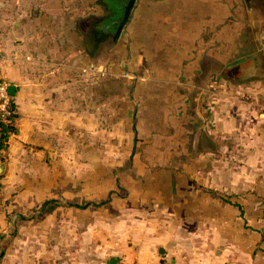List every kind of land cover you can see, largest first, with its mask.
Returning <instances> with one entry per match:
<instances>
[{
  "label": "crops",
  "instance_id": "obj_1",
  "mask_svg": "<svg viewBox=\"0 0 264 264\" xmlns=\"http://www.w3.org/2000/svg\"><path fill=\"white\" fill-rule=\"evenodd\" d=\"M139 3L132 81L87 67L93 15L0 0L19 115L0 161V264H84L90 250L95 264H264V35L229 52L212 0L205 24L192 0Z\"/></svg>",
  "mask_w": 264,
  "mask_h": 264
},
{
  "label": "rangeland",
  "instance_id": "obj_2",
  "mask_svg": "<svg viewBox=\"0 0 264 264\" xmlns=\"http://www.w3.org/2000/svg\"><path fill=\"white\" fill-rule=\"evenodd\" d=\"M60 1V4L66 3L69 5H72L71 8L74 10L72 17H78L80 16L84 19L88 18L89 16L93 15L94 17H99L100 19L104 16H107V7H112L111 3L105 2V0H58ZM195 1V8L197 7V18H200L201 21L200 24H205L204 21L208 19V12L211 11V18L212 20V27L214 25H217L218 20L225 16H217L216 12L224 13L225 8L227 11V20L228 27H227V38L229 41V46L232 47L229 49V52H233V50L236 51V44L234 38H238L240 35L241 37H244L245 35L249 34H255L259 33V36L264 35V2L261 3L258 0H212L213 1V9L209 11V0L201 1L200 0H192ZM105 2V3H104ZM225 2V3H224ZM222 4V8L218 6V4ZM139 0H137L134 8V15H131L129 21L123 28L120 36L114 40V37H105L106 42L102 43L104 45L101 46V48L98 51L93 52L95 54V58L89 59L87 62V67L90 69H95V79L97 77H126L130 78L132 81H137L136 79H145V75L142 74V71H140L141 66H138L137 60L132 61L130 58H128V55L131 53L130 51H138L139 42H138V26H139V17L141 14V10L139 7ZM202 5L201 9L199 5ZM204 4V5H203ZM217 4V6H215ZM111 9V8H110ZM72 10V11H73ZM119 10V9H117ZM116 10V11H117ZM122 10V9H121ZM202 13H205V18L201 19L203 17ZM133 14V13H132ZM122 16L123 11L120 13V15L117 14V22L113 23V29L116 28L120 22H122ZM169 21H171L170 14L168 16ZM198 20V21H199ZM256 23L258 27H255V29L252 28L253 22ZM258 28V30H257ZM218 33V31H216ZM257 33V34H258ZM222 36H225V33H221ZM235 38V39H236ZM87 38L84 37L83 45L85 50H89L91 52V43H89ZM135 48L134 50H132ZM95 49V48H94ZM258 49V48H257ZM92 54V53H91ZM134 55V54H133ZM91 56V55H90ZM130 56V55H129ZM21 58V59H20ZM18 60H26L28 56L20 57ZM33 59V58H32ZM235 59V58H234ZM31 60V58H30ZM231 60H233L231 58ZM33 61V60H32ZM161 61V60H160ZM92 64H95L94 67H91ZM104 71V75L100 74V72L97 71ZM125 69L126 72H121V70ZM132 71V73L127 71ZM135 71L136 75L133 73ZM98 73V74H97ZM221 73V72H220ZM225 77L224 75H222ZM150 156V155H149ZM154 156H152L153 158ZM171 158V154H165L164 159ZM177 160V159H176ZM151 173H154L156 171L152 170ZM138 171L133 170L132 177L136 175ZM138 175V174H137ZM136 175V176H137ZM122 194V192H120ZM75 204V203H73ZM112 212V211H111ZM114 213H117V210L114 211ZM113 214V212H112ZM86 220V218H85ZM84 220V221H85ZM91 255H88L85 253V260L84 264H95V251L90 250ZM119 263H123V259L119 258ZM108 264V263H106Z\"/></svg>",
  "mask_w": 264,
  "mask_h": 264
},
{
  "label": "trees",
  "instance_id": "obj_3",
  "mask_svg": "<svg viewBox=\"0 0 264 264\" xmlns=\"http://www.w3.org/2000/svg\"><path fill=\"white\" fill-rule=\"evenodd\" d=\"M106 1L109 3V0H106ZM110 3L112 5V7L110 6V8L117 10L113 2H110ZM100 31L101 30L95 31V51H98L101 48V46L104 45L102 43L106 42L105 38L102 37L101 34H98V32ZM9 109L12 112L10 115L6 116L3 113H0V161L5 160L6 153L9 148V140L18 131L17 121H18L19 115H18L17 105L14 101V98L12 99L10 103ZM2 188H3L2 175H0V193H1ZM101 204H103V202L99 204L85 203L82 205L70 203L69 205L74 206L76 208L85 209V208H88L89 206L95 207ZM56 205H58V203H56L55 201L52 203H49L47 208L44 209V214L51 212L56 207Z\"/></svg>",
  "mask_w": 264,
  "mask_h": 264
},
{
  "label": "flooded vegetation",
  "instance_id": "obj_4",
  "mask_svg": "<svg viewBox=\"0 0 264 264\" xmlns=\"http://www.w3.org/2000/svg\"><path fill=\"white\" fill-rule=\"evenodd\" d=\"M129 0H109V2H113L114 6L119 10L110 9V7H107V16L103 18L95 17L91 21L90 30L93 31V34L95 36V31H99L98 34H101L102 37H114L117 29L119 27V24L116 26L115 29H113V23L117 22V14L120 15V13L123 11V15L125 13V6L127 5ZM250 0H248L249 2ZM260 2H264V0H258ZM105 2H107L105 0ZM104 2V3H105ZM122 9V10H121ZM123 18V16H122Z\"/></svg>",
  "mask_w": 264,
  "mask_h": 264
},
{
  "label": "built area",
  "instance_id": "obj_5",
  "mask_svg": "<svg viewBox=\"0 0 264 264\" xmlns=\"http://www.w3.org/2000/svg\"><path fill=\"white\" fill-rule=\"evenodd\" d=\"M16 60H18V57H15ZM26 60H30V58H26ZM94 67V66H93ZM93 69V68H92ZM102 71H97L100 72V74L104 75L103 69ZM98 74V73H97ZM11 84L9 81H7L1 71H0V113H3L4 115H10L12 112L9 109L10 103L13 99L12 95L9 93V87Z\"/></svg>",
  "mask_w": 264,
  "mask_h": 264
},
{
  "label": "water",
  "instance_id": "obj_6",
  "mask_svg": "<svg viewBox=\"0 0 264 264\" xmlns=\"http://www.w3.org/2000/svg\"><path fill=\"white\" fill-rule=\"evenodd\" d=\"M136 1H137V0H129L128 3H127V5L125 6V7H126V8H125V13H124V15H123L122 22H120L119 27H118V29H117V32H116V34H115V36H114V40H116V39L120 36V34H121L123 28L125 27V25H126L127 22L129 21V19H130V17H131V14H132V12H133V9H134V7H135ZM246 59H247V58H246ZM9 93H10L11 95H14V94H15V87H14V86H10V87H9ZM199 134H200V131L197 130V133H196V139H195V141H194V145H195L196 142H197V139H198V137H199ZM2 171H3V166H2V164H0V174L2 173ZM109 264H117V259H115V258L110 259Z\"/></svg>",
  "mask_w": 264,
  "mask_h": 264
}]
</instances>
